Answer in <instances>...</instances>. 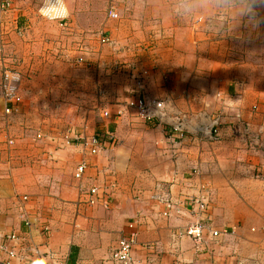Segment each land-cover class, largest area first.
<instances>
[{
    "label": "crops",
    "instance_id": "1",
    "mask_svg": "<svg viewBox=\"0 0 264 264\" xmlns=\"http://www.w3.org/2000/svg\"><path fill=\"white\" fill-rule=\"evenodd\" d=\"M4 1L10 7L0 8L1 32L9 17L17 21L16 34L28 28L23 16L29 13L30 0H0V7ZM111 1L122 9L117 10L121 18L107 14L104 26L122 47L124 61L142 62L148 97L167 101L171 118L181 113L196 118L203 112L221 115L218 140L202 139L195 120L193 131L173 137L166 135L167 125L142 119L152 140L168 142V148L161 145L151 156L148 149H142L153 144L151 137L137 136L132 120L125 118L136 109L113 98L118 103L101 108L103 121L89 113L73 129V133L84 131L113 142L104 153L89 155L73 144L49 150L50 159L55 160L37 164V157L13 151L14 161L0 172V264H116L113 253L119 239L131 231V222L137 232L133 256L139 264H264V22L230 32L226 18L212 12L191 18L174 15V0ZM135 2L144 5L134 6ZM65 3L69 14L64 23L52 20L59 23L53 27L62 38L56 43L58 49L51 34L33 53L15 40L14 32L0 37L1 57L10 52L16 53V59L28 54L26 66L21 67L35 79L49 76L42 75V69H47L42 63L57 60L59 69H53L51 77L61 78L64 93L70 91L66 90L70 81L77 82L86 70L82 66L73 69L67 62L79 56L98 61L94 56L100 44L93 32L103 28L77 20L72 0ZM259 14L264 18V9ZM84 37L89 46L86 52L81 44ZM11 40H15L12 46ZM17 63L7 69L22 72ZM94 73L91 76L99 78V72ZM117 91L114 84L109 94L117 95ZM2 104L6 103L2 100ZM79 105L64 108L85 109V104ZM24 109L33 114L44 111L46 101L34 98ZM239 114L242 119L237 121ZM28 125L38 130L44 127L42 133L51 135L54 142L56 137L63 142L71 131L65 126L67 131L62 130L60 138L47 129V123ZM125 125L127 133L122 130ZM82 161L89 167L84 178L77 179L74 167ZM92 187H99L101 194L94 205L86 195ZM196 198L204 201V210L191 206ZM169 200L174 205L171 209ZM197 219L207 226L201 243L177 234ZM12 235L16 239L11 240Z\"/></svg>",
    "mask_w": 264,
    "mask_h": 264
},
{
    "label": "rangeland",
    "instance_id": "2",
    "mask_svg": "<svg viewBox=\"0 0 264 264\" xmlns=\"http://www.w3.org/2000/svg\"><path fill=\"white\" fill-rule=\"evenodd\" d=\"M68 3V0H66ZM111 0H72V3L74 4L73 8V14H75V18L78 20L80 19L81 22H84L85 24H91L92 22L98 24L100 26V30H95L94 36L97 39V41L100 44V48L96 49V57L94 56V59H98L96 62H91L86 57H75L71 62H67L70 67H73V69H77L78 67H81L86 69L85 71H82V78L76 80H72L71 85L66 86V90H70L69 92L64 93L62 86V80L60 77H51L53 74V69L58 70L59 69V63L57 60H53L50 62L42 63L44 66L46 65L47 69L43 72L44 69H42L41 73L42 75H49L46 77L41 76L39 79L33 78L34 74H31L29 71H26L22 69L21 65H25L24 57H27L28 54L25 56H22L21 58H15L16 53L10 52L8 55L4 54L2 57L0 55V70L3 72L7 68H12L13 65L19 64L22 72L20 70V73L22 75V79L20 80V89L19 93L22 97L23 101L18 105V108L15 112L11 114H6L5 112V105L2 106V100L5 104L4 96H3V89H2V76L0 77V172L4 171L5 166L11 162L14 161L13 156L11 153L13 151H21L23 154L31 156V157H37L35 158V161L37 164L40 162H46L48 160L53 161L54 158L50 159V151H59L66 149L65 141H58V137H56V141L54 142L55 138H53L51 135H48L46 137L43 133V129H36L31 125L36 124L38 122L47 123L49 124L48 128L51 131H55L57 136H60V133H62V130L67 131L66 128L69 125L71 128V131L73 129L77 128L76 124L78 125L80 118H87L89 116V113L96 117L97 120L101 119L103 121V117L101 116V108L105 106V104H114L118 102L124 103V106H128L129 102V95H135L140 93H145L146 96L149 95V92L147 90V87L145 86V77L144 74L141 72L143 70L142 62L135 61L134 63L129 61H124V57L122 56V50L119 51V49H122L120 44L114 39H112L109 34L107 33V28L104 26L106 24L107 14H110V10L112 7H115L116 3L112 5ZM125 3V1H119L118 3ZM121 3V4H122ZM130 3H133L131 1ZM128 4V3H125ZM112 5V6H111ZM144 5L141 2H135L134 6H141ZM111 6V8H110ZM41 7H42V0H30L29 8L27 9L29 13L25 14L23 16L24 18V28L23 30L18 31L19 33L16 34L14 31L17 32V29H14L13 26L17 23L16 19H9L6 21V25L2 28L3 31L0 30V37L5 36L7 34L10 35L11 33L15 40H19L23 43V45L26 47V52L29 53L32 51L34 52V48L39 47L40 45L43 46V43L45 41L48 42L49 38H47L48 34H51L53 37V44L54 46L59 47L56 43H61L62 38L60 36V32L53 27L57 26L59 24L57 21H52L46 19L41 14ZM143 7V6H142ZM142 7L140 9L142 10ZM147 5L143 7V10L145 11ZM110 8V9H109ZM139 8V7H138ZM116 9L118 11L119 7L116 5ZM108 12V13H107ZM120 18L121 15L118 13ZM73 20V19H72ZM201 21V18L199 19ZM8 22V23H7ZM71 22V20H70ZM133 27H135L132 24ZM5 27L10 28L7 30ZM45 28H52L53 30H45ZM86 29V28H85ZM134 29V28H133ZM87 33L91 34L90 30H85ZM9 32V33H8ZM12 37V36H11ZM106 37L110 41H113L112 43L106 42L103 43L102 38ZM85 38H82L81 44L84 52H86L89 49V46L87 43H85ZM48 39V40H47ZM15 40H11L9 43L12 46V43L15 42ZM83 42V43H82ZM7 43V42H6ZM8 43V44H9ZM42 43V44H41ZM81 47V46H80ZM106 47V48H105ZM109 49V51H107ZM9 52V51H8ZM108 52H112V55ZM13 53V54H12ZM31 53V52H30ZM103 54V55H102ZM4 57V58H3ZM83 58V62H79V59ZM40 64V66L42 65ZM48 64V65H47ZM43 66V67H44ZM76 66V67H75ZM15 67V66H13ZM52 70V73L49 70ZM94 71H98L99 74H96L97 77L95 78L91 76V72L94 73ZM102 73V74H101ZM30 74L32 77L30 78ZM58 74V73H57ZM95 74V73H94ZM2 80V81H1ZM79 83L82 85H79ZM78 84V85H77ZM115 84L116 89L118 88L117 93L119 94H109V92L113 89V85ZM145 84V85H144ZM141 89H140V87ZM77 86V87H76ZM111 86V87H110ZM118 86V87H117ZM41 89H45L44 92L41 91ZM74 92V93H71ZM134 93V94H133ZM23 94V95H22ZM109 97L111 99H109ZM37 100V102L44 103L46 101V109L35 111V115L32 113V111L24 109L25 106L30 105V102L32 99ZM113 98H120V101L112 100ZM125 99V100H124ZM127 99V100H126ZM124 100V101H122ZM79 104H85V109H71L66 110L64 107H70L73 105ZM83 106V105H79ZM23 109V110H22ZM73 110V111H72ZM31 113V114H30ZM30 114V115H29ZM239 117V118H238ZM125 118L131 119L132 123L135 125L136 134L139 137H151V142L153 143L151 146L143 145L142 149H148L146 152L149 153V155L154 156L160 149L161 145L166 147L168 142L165 144V141L163 142L161 138L158 140H152L154 137L152 135L146 134V127L143 124V120L138 116L137 112L134 111V113L131 115L129 112L125 115ZM242 119V115H237L236 120ZM66 126V128H64ZM80 127V126H78ZM238 127V126H237ZM85 128V127H84ZM128 126H122L123 133H127ZM61 129V132L59 130ZM239 129V127H238ZM46 130V129H45ZM74 132V131H73ZM48 133V132H47ZM42 135V137H39V135ZM64 135V132H63ZM164 135V134H163ZM49 136L52 137V142H48ZM56 136V135H55ZM166 135H164L163 138L166 139ZM157 138V137H156ZM43 140H45L43 142ZM10 141H13L11 143ZM17 141V142H16ZM118 144V141L116 143V146ZM135 145L138 147L139 143H135ZM115 146V147H116ZM43 153H48L45 157H43ZM40 155V157H38ZM49 158V159H48ZM44 160V161H43ZM150 160V159H147ZM57 161V160H56ZM146 161V159H145ZM143 161V162H145ZM45 165V164H44ZM68 166L70 168H73L74 165H70L68 163ZM77 167H74V169Z\"/></svg>",
    "mask_w": 264,
    "mask_h": 264
},
{
    "label": "built area",
    "instance_id": "3",
    "mask_svg": "<svg viewBox=\"0 0 264 264\" xmlns=\"http://www.w3.org/2000/svg\"><path fill=\"white\" fill-rule=\"evenodd\" d=\"M66 4V3H65ZM10 7L9 1H4L1 5L2 10H7ZM42 8V7H41ZM41 11V10H40ZM42 14V11H41ZM46 18L44 14H42ZM110 16L112 18L119 17L118 11L115 7H112L110 11ZM67 16L63 19H58L62 23L66 20ZM47 19V18H46ZM103 43L110 42L106 37L102 38ZM83 58L79 59V62H83ZM22 75L20 71L14 69H6L3 74L2 89L3 96L5 100V112L6 114H11L15 112L18 108V105L23 101L20 96V80ZM128 105L136 109L138 116L148 123L153 125L165 124L168 127L165 128L166 135L168 136H180L183 137L186 132L193 131L191 127V122L194 120L199 123L201 126L202 139L209 141L218 140V130L222 123V116H212L205 112L200 113L199 117L196 118L190 114H178L174 118L169 117V108L167 101L150 99L145 93H140V95L132 97ZM104 116H109L108 111L103 112ZM39 137H42L40 134ZM67 145L77 144L85 150L89 155H100L106 151V149L113 144V142L103 139L100 136L93 135L88 136L85 132L73 133L70 131L66 133L63 137ZM13 143V141H10ZM89 165L87 161H82L76 168L75 177L77 179H82L87 173ZM88 203L98 204L101 200V194L99 187H92L86 193ZM191 206L194 208L196 205L200 207V211L206 208V205L201 199H193L190 201ZM173 201H167V207L171 209L173 207ZM134 222L129 223L131 231L128 235L121 237L118 241L116 250L113 253V260L116 264H139L135 261L133 256V249L137 241V232L134 231ZM207 229V226L202 222V220L197 219L195 222L190 225L181 228L177 231L179 236H187L192 238L196 243H201L204 238V231ZM219 233L213 231V235L217 236ZM10 239H16L15 235H12ZM10 256L14 257L15 253L10 251Z\"/></svg>",
    "mask_w": 264,
    "mask_h": 264
},
{
    "label": "clouds",
    "instance_id": "4",
    "mask_svg": "<svg viewBox=\"0 0 264 264\" xmlns=\"http://www.w3.org/2000/svg\"><path fill=\"white\" fill-rule=\"evenodd\" d=\"M264 0H174L172 12L182 18H191L206 12L224 17L232 32L241 25L256 28L264 22L260 10ZM42 14L49 20L63 19L69 14L65 0H42Z\"/></svg>",
    "mask_w": 264,
    "mask_h": 264
}]
</instances>
